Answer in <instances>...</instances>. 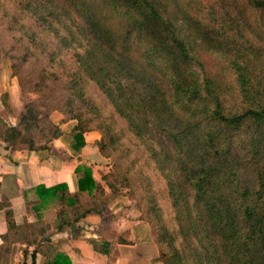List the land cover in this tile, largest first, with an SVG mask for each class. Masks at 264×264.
I'll list each match as a JSON object with an SVG mask.
<instances>
[{"label": "trees", "instance_id": "obj_1", "mask_svg": "<svg viewBox=\"0 0 264 264\" xmlns=\"http://www.w3.org/2000/svg\"><path fill=\"white\" fill-rule=\"evenodd\" d=\"M188 1V8L172 9L166 0H0V21L20 41L8 56L22 90L25 64L37 54L44 60L27 87L39 100L25 102L15 123L5 118L14 115L8 92L0 93L5 147L48 149L60 124L76 119L75 151L84 131L99 129V152L120 157L103 182L91 163L79 162L75 190L62 181L34 185L33 199L24 191L33 221L16 222L0 192L7 225L0 264L13 242L32 247L30 264L38 252L42 264H73L46 233L43 211L53 207L57 229L103 215L119 186L137 200L163 264H264V0H209L202 15L197 0ZM197 48L220 54L225 64L202 77ZM91 82L123 119L119 129L101 117ZM57 84L65 89L60 99ZM155 177L164 190L157 192ZM106 235L90 241L110 256L115 242ZM124 236L118 240L129 242Z\"/></svg>", "mask_w": 264, "mask_h": 264}, {"label": "crops", "instance_id": "obj_2", "mask_svg": "<svg viewBox=\"0 0 264 264\" xmlns=\"http://www.w3.org/2000/svg\"><path fill=\"white\" fill-rule=\"evenodd\" d=\"M9 86L11 99L17 95V88L9 70L0 71V92ZM13 83V84H12ZM14 112L19 115L20 104L12 103ZM1 107V103H0ZM17 116H14L16 119ZM13 118V119H14ZM72 120L60 124L63 133L54 138L48 149L42 150H11L5 147L0 140V192L6 194L11 202L14 218L21 223L24 219L33 221L35 214L28 211L25 197H35L32 187L43 183L46 186L58 182H66L70 190L77 188L73 168L79 162H102V156L95 141L99 138L96 131L84 132L85 142L79 151L70 145L73 141ZM93 165V174H95ZM99 166V165H98ZM26 191V196L24 195ZM122 205L109 203L103 215L89 213L78 222L56 228L53 223V207L44 210V217L50 221L47 234L51 241L67 253L73 264H163L158 258L159 250L154 240L150 225L136 215H124ZM110 215V227L113 232L107 236L115 242V247L110 256L96 250L91 238L99 239L102 233L98 230L104 216ZM126 214V213H125ZM7 225L3 209H0V245L3 243L2 235L6 232ZM126 233L129 242H121L118 237ZM32 247L21 242L11 243L7 264H30V251ZM44 256L37 253L34 264H42Z\"/></svg>", "mask_w": 264, "mask_h": 264}, {"label": "rangeland", "instance_id": "obj_3", "mask_svg": "<svg viewBox=\"0 0 264 264\" xmlns=\"http://www.w3.org/2000/svg\"><path fill=\"white\" fill-rule=\"evenodd\" d=\"M166 1L168 4L167 6L169 8H172V9H174V6L176 8L186 9V8H188V3H190V1H188V0H166ZM208 2H209V0H197L196 3L193 4V7L195 9L197 8L198 12H200V14L202 15L204 13V11L207 9ZM0 19H1V17H0ZM183 31L186 34V33H188L189 30L184 28ZM19 43H20V41L16 40L14 38V34L12 32H10L6 28V25L0 21V71L2 69L6 70V71H7V69L9 70V74L12 77V79H14V83H15L16 88H17V95H16L14 100L11 99V95L9 93V86H8V84H10V82L6 83V87L3 88L1 90V92L3 90L8 92V94H7L8 97H6V98H7L8 104L10 105V108L13 112H14V109L12 106L13 102L18 103L21 106V112L19 113V115H17L15 112H14V115H12V114H6L5 115L6 120L10 123H15L17 121V117L15 119L14 116H20L21 115V113L24 111L25 102H27L31 98H35V99L39 100L40 96L34 91L27 90L28 89L27 87L31 86V84H30L31 79L33 77H35L34 75L37 74L39 68L42 67V65L44 64L43 55H39V54L32 56V58L29 60V62L25 64V70L23 72V79H22V82L24 84L23 86L25 87V89L22 90L20 87V82H19V79H21V78H19L17 75H13L11 73V71H12L11 66H10L11 60L8 56L9 53L14 52L17 49H19ZM197 49L199 52V58L201 59L202 65H203L202 69L200 68V66L198 67L200 72H201L202 77L204 75H206L208 72H211V73L217 72L225 64L224 59H223V57H221L220 54L213 52V51L203 49V48H197ZM20 50H18V51H20ZM226 71H228V73H226V79L228 81H232L234 74H232V72L229 70H226ZM54 89H55L54 92H56V95L58 97L57 99H60L65 93V89H64L63 85H58V84L54 85ZM88 92L91 95V97L93 98L94 102L97 103L99 105L100 109L102 110L101 117H105L107 119L114 120V124H115L116 128H118V129L122 125H124L123 119L121 117H119L117 115V113H115L113 111L112 105L110 103L105 102V98H104L103 94L94 86V84H92V82L89 83V85H88ZM0 103H1V100H0ZM6 109L7 108L3 109V105L1 103L0 111L5 113ZM52 117L58 121L59 117H61V114L59 111H54V113L52 114ZM93 117H94L93 123L98 122V119L95 116H93ZM71 120H72V123H74V125H75L77 120L76 119H71ZM73 126L70 127V129L73 130ZM91 130L98 132L99 138L101 137V132L99 129H91ZM88 131H90V130H86L84 132H88ZM62 133H63V130H62ZM123 139H124V142L125 143L127 142V144L129 146H133V142L129 141L128 137H125ZM96 141H95V143H96ZM72 142L73 141H71L70 145L72 144ZM130 154L131 155L129 157L134 156L133 152H131ZM101 156L103 159L102 162L94 161V162H90V163H91L92 168H93V165H95L94 170H95L96 176L98 177L97 179H99L100 182H103L102 175L104 173L108 172L112 168L114 160H117L120 157L118 154H114L112 157H105L102 154H101ZM122 160H123V162H125L126 159H122ZM127 162H129V161L126 160L125 163H127ZM138 162H141V157L138 159ZM132 171L133 170L131 169L130 172H132ZM153 177H154V175H153ZM154 179H155V188H156L157 192H159L160 190H164L163 182H159L158 177H155ZM132 194H131V190H130L129 186H119L118 192L114 193L113 197L111 199H109L107 206L109 205V203H113V204L117 203V204L122 205V209H124V208L126 209L123 212L124 215H127V213H129L130 215H134V216L136 215L137 217H140L141 211L139 210V208L137 206L138 205L137 200L135 198H133L134 195H132ZM162 198L160 199L161 202H163ZM107 206H106L105 211L107 210ZM110 218H111L110 215H108V214H107V216L105 215L101 224L98 226L99 231L103 230V232H102L103 234H108L106 236H109L111 234V232H113V230L109 224ZM106 229H107V231H106ZM152 234L154 236L153 232H152Z\"/></svg>", "mask_w": 264, "mask_h": 264}]
</instances>
